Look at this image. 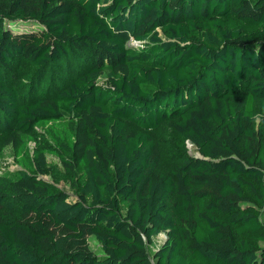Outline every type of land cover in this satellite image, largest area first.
Listing matches in <instances>:
<instances>
[{
	"label": "trees",
	"instance_id": "16d2710c",
	"mask_svg": "<svg viewBox=\"0 0 264 264\" xmlns=\"http://www.w3.org/2000/svg\"><path fill=\"white\" fill-rule=\"evenodd\" d=\"M6 144L0 264H264V0H0Z\"/></svg>",
	"mask_w": 264,
	"mask_h": 264
},
{
	"label": "rangeland",
	"instance_id": "374dc122",
	"mask_svg": "<svg viewBox=\"0 0 264 264\" xmlns=\"http://www.w3.org/2000/svg\"><path fill=\"white\" fill-rule=\"evenodd\" d=\"M9 28H12L13 31L16 30H38L40 27L33 23V22H21V21H12L7 24ZM131 42V45L137 44L134 42V40H129ZM20 70L15 74V76L12 78V81L20 88L21 93H25L29 91V86L31 85L32 75L35 74V69L31 67V65H23L18 67ZM49 77L48 70H46L45 73V81ZM103 78L100 79L102 81ZM35 130L38 132L41 131L40 128L36 127ZM158 137L161 140H166L168 142H175L176 137L174 133L168 128V126H162L158 130ZM43 139V138H41ZM45 143V142H42ZM36 149V145L34 142L30 141L27 143L26 146V154L28 157H32L33 151ZM188 152L190 154H198L195 150L194 146L189 145L188 146ZM47 161H54L57 162V159L54 158L51 155H47ZM18 165L16 163V158L13 154V149L10 144L3 145L0 150V175L5 173L6 171L13 170L17 168ZM45 179H48L50 181H54L56 185H58L60 188L66 190L67 192L71 193L72 190L68 184V182L64 179L63 173L58 168H52L51 171L45 173L43 175ZM165 238V233L160 232L156 236L153 237L152 243L148 246L149 252L153 253V251L162 244L163 240ZM89 247L94 250L95 252L99 251V245L96 242V240L91 236L89 237Z\"/></svg>",
	"mask_w": 264,
	"mask_h": 264
},
{
	"label": "built area",
	"instance_id": "2783aa9c",
	"mask_svg": "<svg viewBox=\"0 0 264 264\" xmlns=\"http://www.w3.org/2000/svg\"><path fill=\"white\" fill-rule=\"evenodd\" d=\"M134 42H136L137 44H135V45H140V43H139V41H134ZM191 143L190 142H187V146H189Z\"/></svg>",
	"mask_w": 264,
	"mask_h": 264
},
{
	"label": "bare ground",
	"instance_id": "6f19581e",
	"mask_svg": "<svg viewBox=\"0 0 264 264\" xmlns=\"http://www.w3.org/2000/svg\"><path fill=\"white\" fill-rule=\"evenodd\" d=\"M191 145V144H190Z\"/></svg>",
	"mask_w": 264,
	"mask_h": 264
},
{
	"label": "water",
	"instance_id": "95a60500",
	"mask_svg": "<svg viewBox=\"0 0 264 264\" xmlns=\"http://www.w3.org/2000/svg\"><path fill=\"white\" fill-rule=\"evenodd\" d=\"M198 155V154H197Z\"/></svg>",
	"mask_w": 264,
	"mask_h": 264
}]
</instances>
